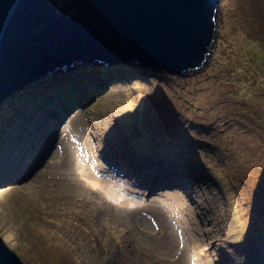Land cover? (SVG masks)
I'll return each instance as SVG.
<instances>
[{
	"label": "rangeland",
	"instance_id": "1",
	"mask_svg": "<svg viewBox=\"0 0 264 264\" xmlns=\"http://www.w3.org/2000/svg\"><path fill=\"white\" fill-rule=\"evenodd\" d=\"M217 13L201 69L101 61L0 107V236L25 264H264V0ZM63 79L93 93L52 118Z\"/></svg>",
	"mask_w": 264,
	"mask_h": 264
},
{
	"label": "water",
	"instance_id": "2",
	"mask_svg": "<svg viewBox=\"0 0 264 264\" xmlns=\"http://www.w3.org/2000/svg\"><path fill=\"white\" fill-rule=\"evenodd\" d=\"M221 0H0V107L76 60L182 74L208 60ZM90 57V60H88ZM0 264H25L0 236Z\"/></svg>",
	"mask_w": 264,
	"mask_h": 264
},
{
	"label": "bare ground",
	"instance_id": "3",
	"mask_svg": "<svg viewBox=\"0 0 264 264\" xmlns=\"http://www.w3.org/2000/svg\"><path fill=\"white\" fill-rule=\"evenodd\" d=\"M107 65V64H106ZM79 69V70H78ZM81 69L83 70V71H85L84 72V74L85 75H87V71L88 70H91V68L90 67H88V63L87 62H84V63H82V64H77L76 65V67H75V69H72V72H75V70H78V72L81 74V72H83V71H81ZM71 72V73H72ZM91 72L94 74V73H97V74H99L100 72H101V69H97V70H91ZM57 74H63V77H65L67 80L68 79H70V78H72V77H74L75 75H73V76H71V74H67L66 72H65V70L63 71V70H61V72L60 71H58V72H56V73H53V74H51L52 75V77L53 76H56ZM77 75V74H76ZM97 79H98V81H100V80H102V79H107L108 77H109V75H107V76H105V77H103V76H95ZM95 79V78H94ZM96 80V79H95ZM71 81H72V79H71ZM62 82L64 83V86H67V85H69L68 87H66V88H64L63 90H61L60 92L58 91V84H57V87L55 88V89H53V93H51V92H48V94H47V97H48V102H50V103H54V104H56V107L54 108V110H53V112H52V118H55V117H57V116H59V115H57L56 113H55V109H60L62 112L64 111V112H66V110L68 109V107H66V105H68V103H67V101H69V102H71L72 103V101L73 100H75V101H79V103L82 101V100H86L88 97H90V94L91 93H93V92H90V93H88V94H85L84 96H80V97H78L77 99L75 98V94H78L79 92H80V90H68V89H70V83H67L66 82V80L65 79H63L62 80ZM63 86V87H64ZM62 87V88H63ZM95 86H93V87H91V88H94ZM90 89V88H89ZM66 90H68V92H64V91H66ZM64 99V100H63ZM74 101V102H75ZM79 103H77V105H79ZM76 105V104H75ZM74 105V106H75ZM76 105V106H77ZM46 108V107H45ZM47 109V108H46ZM48 111V110H47ZM40 115H42V116H45V115H43V114H40ZM59 118H56L55 120H58ZM44 124V123H43ZM42 126H44V125H42V123H38L37 124V126H36V129H35V133L32 135V137H33V141H32V145L35 147V145H34V142H37V140H41V138L43 137V133H42V135H41V131L39 130V127H42ZM44 140V143L45 142H47L48 143V147H50L52 144H53V142L51 141H47V140H45V139H43ZM125 158V157H124ZM142 164L143 163H141V166H136L135 168L133 167V169H135V170H137V169H141L142 170V173L141 172H139L138 170H137V173L135 174V177H133L132 179H134V181H140L141 179H144L147 183H149V184H154L155 183V181L157 180V179H151V175H146V173H145V171L146 170H144L143 169V166H142ZM145 166V165H144ZM83 169H84V167H83ZM89 170V168H86V171H88ZM181 173H188V171L187 170H184L183 172L182 171H180V172H169L168 174H165V175H167V177H168V179H165L164 181H163V184L162 185H169L170 184V182H177L178 183V186H181V184L183 183V181H184V183H188V181L186 180V179H184L183 177H182V174ZM161 176H162V174H161ZM159 177H160V175H159ZM189 177V176H188ZM187 178V177H186ZM159 179V178H158ZM170 186L172 187V186H176L175 184L173 185V184H170ZM163 189V188H162Z\"/></svg>",
	"mask_w": 264,
	"mask_h": 264
},
{
	"label": "clouds",
	"instance_id": "4",
	"mask_svg": "<svg viewBox=\"0 0 264 264\" xmlns=\"http://www.w3.org/2000/svg\"><path fill=\"white\" fill-rule=\"evenodd\" d=\"M209 56V55H208ZM209 58V57H208ZM94 59H97L98 61H95L96 63L95 64H98V63H101V61H105V62H108V63H106L107 65H110L109 64V61H106L105 59L104 60H102V59H100V58H97V57H95ZM88 60H90V57H88ZM84 62H86V61H84V59H82V60H76V62H73V65H72V67L71 68H68V69H66V70H70L71 72H72V69H75V67H76V65L77 64H82V63H84ZM87 63H88V65H89V67H91L92 66V64H90L88 61H87ZM110 63H112V62H110ZM139 63V62H138ZM206 63V62H205ZM141 64V63H140ZM75 65V66H74ZM60 75V74H59ZM58 80V81H57ZM54 82H56V83H61V82H59V79H56V81H54ZM67 86H69V85H67ZM72 88H74V87H77V85H73V86H71ZM62 90V89H61ZM60 90V91H61ZM59 91V92H60ZM64 100V99H63ZM72 103H73V101H72Z\"/></svg>",
	"mask_w": 264,
	"mask_h": 264
}]
</instances>
